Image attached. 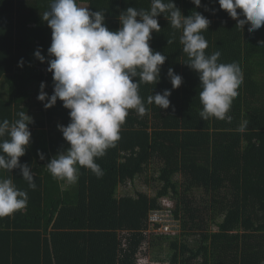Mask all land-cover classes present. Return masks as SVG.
<instances>
[{
    "label": "trees",
    "instance_id": "trees-1",
    "mask_svg": "<svg viewBox=\"0 0 264 264\" xmlns=\"http://www.w3.org/2000/svg\"><path fill=\"white\" fill-rule=\"evenodd\" d=\"M92 11L105 12L110 30L120 27L118 17L128 7L150 9L151 0H78ZM187 17L192 11L209 21L202 34L206 54L221 52L219 62H236L243 72L239 95L228 115L231 122L199 112L200 81L187 65L179 43L180 32L163 15L161 31L152 34L150 46L167 56L160 82L141 84L140 96L170 90V107L155 105L141 117L130 110L115 147L96 160L103 174L81 167L75 182L59 180L47 163L67 149L57 126L70 123L61 101L45 109L38 101L40 84L53 94V79L46 73L51 29L41 16L50 0H0V121L18 119L27 112L31 143L21 164L34 172L35 190L19 169L11 176L28 194L27 206L0 217V264H261L264 261V26L249 33L220 9L218 0H174ZM174 38L167 45V39ZM42 50L45 63L34 57ZM23 60V66H18ZM172 68L183 78L172 90L167 78ZM247 121L246 130L239 127ZM38 152L44 154L41 160ZM161 188L155 197L146 193L119 197L127 182L152 173ZM180 178L176 181V178ZM146 183L149 180L146 178ZM202 191L205 197L196 199ZM175 201L178 233H159L148 223L159 201ZM208 198L209 201H206ZM205 204L203 207L196 205ZM217 228V231L213 229ZM167 245L162 257H152L156 247Z\"/></svg>",
    "mask_w": 264,
    "mask_h": 264
},
{
    "label": "clouds",
    "instance_id": "clouds-1",
    "mask_svg": "<svg viewBox=\"0 0 264 264\" xmlns=\"http://www.w3.org/2000/svg\"><path fill=\"white\" fill-rule=\"evenodd\" d=\"M191 3L201 7V0ZM218 4L237 21L236 27L242 32L245 25L249 33L264 26V0H218ZM161 15L181 33L179 43L188 58L186 65L199 77V116L202 120L231 122L228 113L239 95L243 72L236 62H219L220 51L206 54L208 42L202 33L208 30L210 21L204 15L194 10L185 17L174 0H151L150 9L128 7L122 11L118 17L120 27L113 31L107 27L103 11H92L78 0H50L41 19L51 29L47 71L52 74L54 87L49 96L42 82L37 99L46 110L61 101L70 118L67 126H57L68 147L46 165L53 178L75 182L81 167L101 176L96 160L115 147L130 110L143 117L149 110L146 105L162 110L170 107V90L152 93L146 102L139 94L141 84L156 86L160 82L161 68L167 60L165 54L150 46L152 34L161 31ZM174 38L167 39V45ZM259 43L264 47V41ZM34 57L41 63L46 61L40 49ZM18 66H23V60ZM167 78L172 90L183 83L182 76L172 68ZM17 116L12 122L0 121V170L12 173L19 169L29 188L35 190L34 172L29 165L20 163L30 146V125L34 121L24 111ZM247 123L243 121L239 131H245ZM37 155L45 159L43 153ZM27 203V192L18 189L11 176H0V217L12 215ZM175 206L176 203L174 210Z\"/></svg>",
    "mask_w": 264,
    "mask_h": 264
},
{
    "label": "rangeland",
    "instance_id": "rangeland-1",
    "mask_svg": "<svg viewBox=\"0 0 264 264\" xmlns=\"http://www.w3.org/2000/svg\"><path fill=\"white\" fill-rule=\"evenodd\" d=\"M84 7V6H83ZM159 176V175H157ZM157 176H155L152 173L146 175L147 180H149V183H146V178L145 176L138 178L135 182H127L124 186H122L119 190V197L124 196L125 194L127 195H131V196H135L137 193H146L148 196L150 197H155L156 191L155 190H159L161 188L160 183H157L156 179ZM180 178H176V181H178ZM195 197L196 199H200L201 197H205L206 195L202 192V191H197L195 193ZM171 200V196H166L163 197L160 201H159V207H160V211L164 214L165 219L168 218L169 215L173 214V212L175 211L173 209V206L175 204V201H170ZM206 201H209L208 198L206 199ZM171 202V206L172 208L169 207ZM199 203L201 204L202 202L199 201ZM205 204H201V205H196L197 207H203L205 206ZM159 210V209H158ZM169 214V215H168ZM168 215V216H166ZM213 231H217V228L213 229ZM162 249L165 251L167 250V245H164L163 248L162 247H156L154 252L152 253V257H157L161 255V251ZM160 257H162V259H165V255H161Z\"/></svg>",
    "mask_w": 264,
    "mask_h": 264
},
{
    "label": "built area",
    "instance_id": "built-area-1",
    "mask_svg": "<svg viewBox=\"0 0 264 264\" xmlns=\"http://www.w3.org/2000/svg\"><path fill=\"white\" fill-rule=\"evenodd\" d=\"M46 73H48L47 68H46ZM170 208L171 202L169 205ZM174 209V206H173ZM161 209H157L151 212L149 216L148 223L151 224L152 226H157L159 225V233L165 234V233H178L179 232V224L176 222L174 214L171 215H166L168 216L167 219H165L164 214L160 211Z\"/></svg>",
    "mask_w": 264,
    "mask_h": 264
},
{
    "label": "bare ground",
    "instance_id": "bare-ground-1",
    "mask_svg": "<svg viewBox=\"0 0 264 264\" xmlns=\"http://www.w3.org/2000/svg\"><path fill=\"white\" fill-rule=\"evenodd\" d=\"M178 223V221H176ZM153 228H155L154 226H152ZM157 231L159 232V229H157Z\"/></svg>",
    "mask_w": 264,
    "mask_h": 264
}]
</instances>
